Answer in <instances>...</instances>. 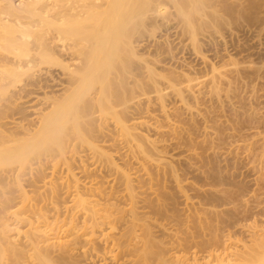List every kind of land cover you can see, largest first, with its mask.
<instances>
[{"label":"bare ground","instance_id":"obj_1","mask_svg":"<svg viewBox=\"0 0 264 264\" xmlns=\"http://www.w3.org/2000/svg\"><path fill=\"white\" fill-rule=\"evenodd\" d=\"M170 18L178 20L179 22H177L181 28L178 23L176 25H178L179 30H183L184 34L186 32L190 33L194 41L198 40V36L206 28L225 22L217 12L209 14L207 6L202 0H0V187L2 189L10 184L11 177L14 178V181H18L15 180L16 177L12 176L15 175L16 171L13 170V166L24 167L31 158L42 155L56 154L63 156L66 150L69 152V150L74 149V145L73 148L69 149L68 144L72 145L77 138L79 139L77 141H80L78 143L82 141L84 144L88 139L92 140L94 133L97 132V126L95 125L98 122L95 121L96 118H101L100 121L104 116L108 118L105 117V120H114L115 118L116 122L122 126V128L119 127L128 136L133 134L134 131L131 132L130 130L134 127L136 129L149 126L148 122H139L138 120L131 124L132 128H129L131 126H126L125 116L127 112H130L128 111L129 106L135 102L133 100L136 95L139 96L138 93L142 92L145 96V93H147L148 85L146 81L144 82L146 79L144 77V80L141 79L143 70H145V74L148 71L149 80L155 82L154 70L152 71V68H149L151 66L144 60L148 55H144V57L142 55L146 53L141 54L140 51H143L147 44L149 45V41L153 39V36L155 38L157 33L152 35L153 32L155 33L159 28L162 31L168 28L169 23L173 21L172 19L170 22ZM166 32L165 34H168L167 30ZM119 108H122V110L119 111ZM96 113H100L99 115L103 118L98 117L99 115ZM108 116H111V118ZM27 126H30L31 129L35 126V130H30ZM124 131L121 133L124 134ZM134 138L136 140L137 137ZM90 140L87 141V144L97 151L98 146H95L92 143L93 140ZM137 140L141 143V145L139 144L140 150L145 154H151L149 148L152 144L156 147L154 143L151 144L138 138ZM148 144H150V147ZM99 153L101 152L99 151ZM107 159L110 161L109 157ZM17 174L19 173L16 171V176ZM213 174L216 175V171L212 172V177ZM218 175L215 178H218ZM38 176L40 177V174ZM72 176L76 177L75 174ZM125 176L126 185L131 191L132 198L135 199L131 180H129L128 175ZM222 176L220 175L218 180ZM262 176L260 175L261 179ZM74 180L77 185L74 186L73 189L75 190L72 191L77 196L72 193V197H77H74L76 201L79 197L80 203H77V205L82 204L84 206L85 199L94 196L91 195L95 191L94 187L91 184L90 186L89 183H85L89 186L82 183L79 186V180L75 178ZM218 180L215 179L214 182H219L220 180ZM221 181L223 182L222 178ZM258 182L260 180L256 183L258 184ZM83 185L85 186L83 187ZM258 185H261V183ZM256 187L259 186L256 185ZM54 188L51 189L53 191L49 189V192L56 193L58 189L55 191ZM262 188L263 186H260L259 190H264ZM2 189L0 193L6 196V191L4 193ZM21 189L24 188L21 187ZM21 189L20 191H22ZM23 191L25 192V190ZM262 192L264 193V191ZM57 194L59 195V193ZM252 194L253 198L255 192ZM259 194L255 196L258 198L255 202V211L251 212L250 208V218L245 214L249 218L247 220H252V223L245 225V222L243 224L240 219L241 221H234L229 226L231 229L234 228V231L232 229L229 231L228 236L226 235V243H232L233 246L231 245L232 248L229 252L225 250V247L222 248L225 251L223 254L218 250L219 254H216V250H214L217 247L216 245L215 248H212L214 246L212 241L216 242L219 236L215 237L216 241H211L213 246L210 247L213 251L209 250L206 255L204 253L206 251H202L204 249L198 250V252L194 250V247L198 246L196 244L197 240H193L194 245L191 246V240L195 239L196 235H193V238L191 235H185V231H182L188 239L184 235L182 236L186 238V241H184L185 238H180V236L177 239L176 234H174L175 231H172L175 228H166L169 225L165 227V223H163L164 226L157 225L156 221L158 220H154V217L152 218L148 213L145 214L144 210V213H142L140 206L137 207L135 201L129 209H126V207L121 208V204L114 206L113 203V205L108 203V205L114 206L110 207L114 209L117 215H120L117 217L115 213L116 218H113V210L111 211L110 207H106V201L103 202L105 206H101L103 205L102 202L99 200L100 203L98 204L96 198L97 203L96 200L94 202V199H92L94 204L90 205L92 204L90 198L91 202L87 201L90 202L89 205L93 206V209L90 207H87V209L86 205L85 210L87 209L88 212L89 209H92L93 211L86 212L88 216L84 215L87 218L84 219L83 217L84 221L82 223H75V216L73 215L74 217L71 216L70 218L71 213L68 216L71 222L69 221L68 225L63 224V222L67 224V221L64 220L66 218L64 212L63 219L60 217L61 220H59L62 223H56V220L55 224L57 226L55 225L54 228H57V230L53 233L58 232V236L51 235V237L47 233L44 235L45 231L39 229L41 226H38V228L32 227L33 229L25 233L18 232V234L12 235L9 229L10 224L8 222V224H5L4 221L1 222L0 264H264V227L259 220L260 218H258H264V194ZM5 196H3L4 202L8 198L7 196L5 198ZM56 197L58 199V196ZM97 197L99 198V196ZM112 197L115 196L112 195ZM186 197L185 205L187 207L190 203L194 204L188 196ZM11 199L13 198L11 197ZM108 200L107 202H109ZM8 201L10 203V199ZM56 205L57 207L61 206H58L57 203ZM82 205L79 207L83 208ZM156 205L150 204V208L153 206L152 209L156 213L165 211L162 205ZM146 207H142V209ZM71 210L73 209L71 208ZM145 211L147 212V210ZM77 212L75 211V213ZM102 213L104 214L102 215ZM66 215L68 214L66 213ZM77 218L79 219V217ZM186 218L188 219V217ZM195 218L192 220L196 221ZM31 222L28 224H36V222L32 224ZM191 223L193 222L191 221ZM158 224L160 223L158 222ZM184 224H181L182 227ZM29 225L28 227L31 228ZM104 226L106 228L102 231ZM49 227H52L51 224ZM99 230L101 235L98 234V236L100 235L98 237L96 235L98 232L100 233ZM175 230L180 231L178 226ZM199 230L201 229L197 231L199 232ZM235 230L241 232V234L246 232L248 234L246 237L249 238L245 241L242 238L243 235H240L242 236L240 238L235 236ZM192 234L194 233L192 232ZM199 237L201 236L199 235ZM187 240L190 242L188 243ZM204 245L199 246L207 249L208 246ZM210 247L208 248L210 249ZM201 252L206 256H203Z\"/></svg>","mask_w":264,"mask_h":264},{"label":"rangeland","instance_id":"obj_2","mask_svg":"<svg viewBox=\"0 0 264 264\" xmlns=\"http://www.w3.org/2000/svg\"><path fill=\"white\" fill-rule=\"evenodd\" d=\"M202 1L206 4L209 14L217 12L219 17L224 19L225 22L206 28L198 36V40L194 41L190 33L186 32L184 34L182 29L183 32L179 30V21L175 19V22L172 16L173 18H170V22L173 19L172 23H169L170 25L168 26L166 25L168 34H165L167 32L164 27L163 30L165 32L159 28L160 30L158 29L152 34L155 35L157 33L155 38L153 36V39L149 41L150 43L148 42L149 45L147 44V47L140 51L141 54L146 53L142 56H149V58L144 56V60L151 66L149 68H152V71L154 70L153 72L156 75L155 82H151L147 76L148 71L145 74V70H143L141 79H146L144 82L146 81L148 90L145 96H143L142 92L138 93L139 96L136 95L133 100L136 103L130 104V109H128L130 112H127L125 116V124L129 127L134 121L139 120V122H148V127L136 129L135 127L132 128L133 126L129 127L132 128L131 132H135H132L133 134L129 135V137L124 130V134L121 133L123 132L122 126L116 122L114 117H112L114 120H111V116H108L110 120H107L108 118L104 116V118H107L105 120L103 116L99 115L101 112L98 111L100 113L96 114L99 115L98 117L101 116L103 121H100L101 118L95 119L99 123L95 125L98 127H96V134L94 133L93 135L95 139H92V137L93 141L88 139L95 146H98L97 151L87 144L88 140L85 144L82 141L78 143L80 141H77L79 140L77 138V140H74L77 143L68 144L69 149L75 146L74 149L69 150L70 153L66 150L63 156L56 154L50 156L42 155L37 158H31L24 167L13 166V170L15 169L20 175L17 174L16 176L15 171V175L12 176L16 177L15 180L18 181H14V178L11 177L9 180L10 184L6 187L7 190L0 187V190L2 189L4 193L6 191V196L10 197V203H8L9 199L6 198L5 194L0 193V223L3 221V223L6 222L5 224L9 223L12 235L18 234V232L25 233L30 229L41 226L39 229L40 231H45L44 235L47 233L50 236H58V232L53 233L57 230V228H54L57 226L55 224L56 220V223H62L59 220L63 219L65 215L64 217L66 218L64 220L67 221V224L66 222H63V224L68 225L71 216L74 215L75 223H82L87 218L84 215L88 216L87 213L93 211V206H90L94 204L92 199L95 202L97 198L98 204L102 202L101 204L103 205L100 204L101 206L113 203L114 206L121 204L120 207H126V209H129L133 201H135L137 207L140 206L142 213H148L149 216L154 217V220H158L156 221L157 225L164 226L163 223H165V227L169 225L166 228L171 229H177L178 226L179 233L175 229L172 230L175 231L174 234H176L175 237L177 236V239L178 236L187 238L185 235H196L195 239L191 238V246L194 245L193 240H197L196 244L198 246H201V244H205L204 246L208 247L214 245L212 248L217 246L214 249L216 254L218 251L223 254L225 251L222 248L224 247L228 252L231 251L233 245L232 243H226V235L228 236L230 230L233 229L232 231H234V228L231 229L229 226L234 221L241 220L243 224L245 222V225L252 223V220H249V222L247 219L250 218V211L252 210L251 212H253L256 209L255 202L258 198L255 196L260 192L262 194L260 193L259 195L264 194L262 192L264 190H259L260 186H263L262 189H264V0ZM177 23L179 27L176 25ZM163 34L167 37H163ZM157 38L161 41L157 40ZM148 49L150 50L148 51ZM118 110L121 111L122 108ZM30 126L27 127L30 130H35V126H33V129ZM134 134V137L138 139H143L151 144L154 143L157 148L153 144L151 148L150 144H148L151 154L143 153L139 148L141 145L140 141L137 138L134 140ZM89 148L92 151L94 150L97 155ZM108 157L110 161H108ZM258 170H261V173ZM89 171L91 172L89 173ZM215 171L216 175L219 174L218 178L223 175L221 177L223 182L221 178L219 179L220 181L215 178V173L213 174L214 178L212 177V172ZM39 174L40 177L38 176ZM73 174L76 177L72 176ZM125 175H128L129 180H131L135 199L132 198L131 191L126 185ZM260 175H263L262 179ZM74 178L79 180V186L89 183L96 191V193L95 191L91 193L95 198L94 196L88 199L84 198L86 203L84 206L80 204L84 210L80 208L79 204L77 205V203H80L79 197L78 202L74 199L77 196L72 191L75 190L73 188L77 185ZM215 179L219 182H214ZM258 179L260 180L258 184L261 183V185L256 183L259 181ZM52 183H55V185L53 186ZM96 183L97 185H95ZM256 185L259 187H256ZM20 186L24 188L23 190L27 194ZM70 187L72 188L69 189L71 191L68 190ZM106 187L109 188L107 189ZM52 188L55 191L58 189L54 194L59 193V195L49 192V189L53 191L51 190ZM256 188L258 189L255 191ZM253 189L256 199L252 198ZM108 190L112 191L108 192ZM68 193L71 194L69 195ZM72 193L75 195L74 197H72ZM112 195L115 197H112ZM3 196L6 198V204ZM56 196H58V199ZM186 196L189 197L192 203L194 202V204L190 203L194 208L189 205L191 207L189 209L185 205ZM90 198L92 204L89 205L91 202ZM87 200L90 202L88 203ZM56 203L61 206L57 207ZM148 204L149 206H147ZM150 204L162 205L165 211L156 213L152 209L153 206L150 208ZM107 205L106 207L111 206ZM85 206L92 209L87 212L88 208L85 210ZM141 206L147 207L142 209ZM111 207L110 209L114 213L113 218H116V212ZM57 210L61 214L56 212ZM75 211L78 212L75 213ZM246 211L248 212L246 213ZM69 215L70 218L68 217ZM171 216L174 218L172 217L171 219ZM192 216L196 217V221L192 220L194 219ZM258 218H260L259 220L264 227V218ZM191 221L195 224L191 223ZM29 222L31 224L36 222V224L29 225ZM50 224L51 228L49 227ZM63 224L60 225L64 226ZM175 224L176 226H174ZM181 224H184V226L182 227ZM185 227H189L190 230ZM104 228L106 227L104 226L102 231ZM197 228L201 230L198 232ZM186 229L190 233L188 232L187 234ZM182 231H185V235ZM235 232V236H239V238L242 237L240 235H243L242 238L245 241L249 238L248 236L246 237L248 235L246 232H242L245 234H241V232L239 233L236 230ZM98 234L101 235V231L96 236ZM216 236H219L217 241L215 240ZM186 238L183 240L186 241ZM211 241L213 245H211ZM187 242L189 243L190 241L187 240ZM188 243L187 245L190 246ZM225 245L230 247H228L229 250ZM200 246L198 249L194 247V250L198 252V250L204 249L202 251H206L204 252L206 255L209 250L213 251L211 247L206 249V247L202 246L203 248H200ZM194 250L191 251L193 252ZM203 252H201L202 255ZM206 255L204 254L203 256Z\"/></svg>","mask_w":264,"mask_h":264}]
</instances>
